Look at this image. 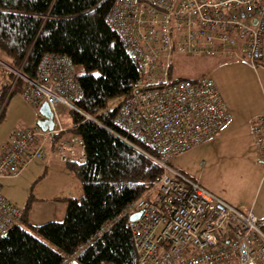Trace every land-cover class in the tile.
<instances>
[{
  "label": "built area",
  "instance_id": "1",
  "mask_svg": "<svg viewBox=\"0 0 264 264\" xmlns=\"http://www.w3.org/2000/svg\"><path fill=\"white\" fill-rule=\"evenodd\" d=\"M105 21L121 36L138 69L135 92L120 102L114 116L118 131L113 132L163 168L152 192L120 213L128 215L139 263L264 262V229L253 210L227 201L171 164L174 155L219 133L231 115L211 75H170L174 51L234 57L254 67L264 63V0H114ZM23 68V63L15 67L0 58V112L20 84L30 103L48 102L54 124L11 130L0 147V176L44 157L47 145L64 161L84 156L83 139L67 132L73 123L67 126L61 108L92 118L75 104L82 89L72 58L47 52L34 73ZM250 131L258 159L264 161V113L251 118ZM134 212L139 216L130 218ZM20 215L0 187V235Z\"/></svg>",
  "mask_w": 264,
  "mask_h": 264
},
{
  "label": "trees",
  "instance_id": "2",
  "mask_svg": "<svg viewBox=\"0 0 264 264\" xmlns=\"http://www.w3.org/2000/svg\"><path fill=\"white\" fill-rule=\"evenodd\" d=\"M113 1L0 0V51L11 65L23 63L25 72L34 73L43 54L69 55L82 67L76 69L82 94L75 104L93 118L70 109L67 132L83 139L84 156L65 163L81 183L80 195L59 197L67 202L63 219L30 224L32 231L22 225L28 207L22 208L19 220L0 235V264H140L128 215L120 213L152 192L163 168L113 132L118 106L135 92L138 79L123 39L105 21ZM111 97L120 102L106 108Z\"/></svg>",
  "mask_w": 264,
  "mask_h": 264
},
{
  "label": "rangeland",
  "instance_id": "3",
  "mask_svg": "<svg viewBox=\"0 0 264 264\" xmlns=\"http://www.w3.org/2000/svg\"><path fill=\"white\" fill-rule=\"evenodd\" d=\"M172 56L170 69L172 78L178 76L197 78L203 74L211 75L214 80L216 79L215 82L219 89L221 86L226 92L230 87H233V83L236 85V90H238L236 96L233 97L229 93L227 95L231 101L236 102L243 109L253 110L264 106V70L261 69L264 66L253 67L249 61L230 60L235 62L236 65L231 67L233 70L231 74H228L226 73V69L218 70V65L216 64L218 60H226L227 58L204 55L192 56L175 51ZM0 58L11 64L7 55L1 51ZM76 69L77 72L82 71L80 65H77ZM119 102L120 97H111L108 99L106 108L116 107ZM61 108L68 122L67 126H70V121L72 120L71 110L62 105ZM38 109L39 106L25 99L18 85L6 101L4 109H1L2 113L0 112V147L11 130L26 126H35L36 120L40 116ZM204 147V145H200L189 148L180 152L179 155L187 158L189 162L192 161L197 168H200L205 151ZM231 148L223 149L230 153H219L218 155L216 149L208 151L212 156H216L215 158L221 162L220 164H225L223 166L220 165V177L210 180L216 181L218 187L221 188L225 186H231L230 188L238 186L236 191H238V188L243 189L245 199L251 201V203L257 200L259 203L257 197L260 195L259 198H261L263 195V191L260 192V188L264 180V162H260V159L258 160L256 156V152L253 153L251 149L249 151L247 149L238 151L240 149H237L235 152H238L234 155L232 154ZM44 159H46V163L43 161L40 162L36 171H32V173H27L24 170L26 166L18 174H4L0 176L2 193L8 196L10 201L20 209L26 206L28 207V218L26 221H22V225L30 231H32L30 224L63 219L67 202L62 198L56 199V195L62 194L63 196L71 192L74 196H78L82 191L79 179L61 158V160L58 158H50V160L45 156ZM212 161L213 159L211 160L209 158L205 168L206 173H209L212 168L216 167ZM174 162L177 164V161ZM45 165H47V169L44 168ZM58 165H61L63 168ZM25 172L26 174H24ZM73 179L79 183L80 190L79 188L76 189L75 183L72 181ZM61 203L65 205V210L59 215L61 212L59 207ZM250 208H252L251 205L247 209ZM257 218L260 221L263 219L258 216Z\"/></svg>",
  "mask_w": 264,
  "mask_h": 264
},
{
  "label": "crops",
  "instance_id": "4",
  "mask_svg": "<svg viewBox=\"0 0 264 264\" xmlns=\"http://www.w3.org/2000/svg\"><path fill=\"white\" fill-rule=\"evenodd\" d=\"M218 58H227L226 60H222V59L220 61L218 60L216 62V64L218 65V70L219 69H221V70L226 69V73H228V74H231V72L233 70V69H231V67H234V65H236L235 62H232L230 60H238V61L244 60V59H239V58H234V57H231V58L230 57H218ZM258 66H264V63L261 62V63L257 64L255 67H258ZM261 69L264 70V68H261ZM223 77H224V72H223ZM214 81H216V79ZM218 89H219V87H218ZM236 89H237V87L234 83H233V87H230L227 92L224 91V89H222V87L220 86L219 91H220V93H221V95H222V97H223V99H224V101L228 107L231 118L224 125V127L219 131V133H217L215 136L204 141L201 144L193 146V147H197L200 145L205 146L204 147L205 151H204L201 167L197 168V166L194 165V163L192 161L189 162L187 160V158L181 157L179 155V153H178V155L176 154V156L174 155L171 158V164L175 168L183 171L184 173H186V174L190 175L191 177H193L194 179L198 180L201 184H203L204 186H206L210 190L214 191L215 193H217L218 195H220L221 197H223L227 201H229V202H231L237 206L244 207L245 209L248 208L249 205H251V207L253 209L252 208H250V209L253 210V212L256 214V216L264 218V188H263L264 187V180H263V182L261 184V188H260V192L263 191V195L261 198H259L260 195H258V197H257L259 199V203L257 200L255 202L251 203V201H248L247 199H245L243 189L238 188V191H236L238 186H233L232 188H230L231 186H229V187L225 186L224 188H221V187H218V184L216 183V181L214 182V181L210 180V179H216V178L220 177V174H221V172H220L221 166L220 165L223 166L225 164H223V163L220 164L221 162H219V160H217V158H215L216 156H212L208 152L209 150H212V149L215 150L216 149L217 155L219 153H230L229 151L223 150V149H227L229 147L230 148L232 147L231 148L232 152H233L232 154H234V155L238 151H242V150H246V149H247V151H249L251 149L253 153L256 152L255 151V144H254L252 134L250 131V120L253 116H255L259 113H263L264 106H262L258 109L257 108L253 109V110L243 109L236 102L231 101L230 97H228V95H227V93H229L231 96L233 95V97H235L236 92H238V90H236ZM65 123H68L66 118H65ZM70 123H72V120L70 121ZM193 147H191V148H193ZM75 148H76V153L78 154L80 148H79V146H75ZM237 149H240V150L235 152ZM45 156L48 157L49 159L50 158H58L59 160H61L59 158L58 153L55 151V149L51 145L46 146ZM44 157H42L43 159L35 158V159L31 160L30 163L27 165V167L24 170H26L27 173H32V171H36V169L40 165V162L46 161V159H44ZM209 158H211V160L213 159V161H212L213 165L215 164L216 167L212 168L209 171V173H206L205 168L208 164ZM76 159L79 160L78 157ZM172 160H173L174 164H175L174 161H177V164H175L176 166L172 163ZM63 162L65 163V161H63ZM260 162H264V161L260 160ZM197 165H198V163H197ZM58 166L63 168L61 165H58ZM44 168L47 169V165H45ZM26 172L24 174H26ZM67 174H69V173H67ZM72 181L75 183L76 189L79 188V190H80L79 183L74 179ZM67 195L74 196V194H71V192H68ZM67 195L62 196V194H59V195H56L55 198L61 199L59 197H64ZM59 207H60V211H61L59 213V215H60L65 210V205L61 203ZM260 264H264V262H261Z\"/></svg>",
  "mask_w": 264,
  "mask_h": 264
},
{
  "label": "water",
  "instance_id": "5",
  "mask_svg": "<svg viewBox=\"0 0 264 264\" xmlns=\"http://www.w3.org/2000/svg\"><path fill=\"white\" fill-rule=\"evenodd\" d=\"M39 117L36 120V127H40L42 129L52 128L54 124L53 112L50 108V105L47 101H43L39 105ZM140 212H134L130 215V218L138 217Z\"/></svg>",
  "mask_w": 264,
  "mask_h": 264
}]
</instances>
